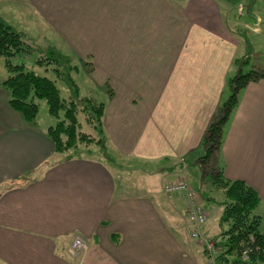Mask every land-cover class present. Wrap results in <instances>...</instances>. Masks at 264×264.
Segmentation results:
<instances>
[{
    "label": "crops",
    "instance_id": "1",
    "mask_svg": "<svg viewBox=\"0 0 264 264\" xmlns=\"http://www.w3.org/2000/svg\"><path fill=\"white\" fill-rule=\"evenodd\" d=\"M219 1L27 0L37 24L48 27L41 34H57L92 63L93 83L111 88L103 126L112 153L131 161L116 170L97 154L55 152L44 133L53 123L31 126L0 89L1 264H207L182 195H158L145 180L160 173L152 179L190 184L184 163L198 162L205 129L229 96L233 61L250 43L239 15L232 23L233 0ZM256 3L244 9L251 13ZM250 49L264 72V35ZM214 153L212 168L257 191L263 218L264 78L237 94ZM193 174L208 214L203 229L214 237L221 207L208 193L219 188L203 181L199 167ZM76 237L87 244L80 257L68 251Z\"/></svg>",
    "mask_w": 264,
    "mask_h": 264
},
{
    "label": "trees",
    "instance_id": "2",
    "mask_svg": "<svg viewBox=\"0 0 264 264\" xmlns=\"http://www.w3.org/2000/svg\"><path fill=\"white\" fill-rule=\"evenodd\" d=\"M23 45V34L0 20V55L18 54L24 49ZM63 53L58 49H48L44 57V60L54 65L56 79L28 70L22 62L18 64L8 62L7 66L12 73L1 82L7 92L8 105L18 112L25 122L36 127L40 110L38 100L44 99L48 114L55 119L44 133L54 143L55 152L65 153L73 147H80L79 144L94 142L99 147L102 157H107L109 151L113 153L103 126V115L106 107L105 98L112 95L111 88L106 86L100 90V87L93 83L91 62L82 61L72 51ZM67 55L74 57V60L77 59L78 64L72 62L73 59ZM250 56L252 54L248 44L246 53L234 59L236 73L226 80L229 96L220 103L207 125L200 144L203 154L198 158V162L196 161L202 176L205 172L208 173L212 177L213 185L223 192V200L217 203L221 207L219 234L212 237L205 232L215 241L218 248L216 260L219 264L264 263V224L261 216L255 211L261 201L259 194L244 180L225 179L219 168H212V171L204 165L209 155L220 148L223 128L236 105L237 94L248 83L264 78V72L251 63ZM76 66L90 67L85 72L89 74V84L86 85L94 87L92 93L83 92L81 86L79 88L74 83L70 73ZM60 68H63V72L59 71ZM57 78L69 91L68 96L61 95L56 85ZM105 157L103 159L109 164ZM244 248L250 250L247 259L241 254Z\"/></svg>",
    "mask_w": 264,
    "mask_h": 264
},
{
    "label": "rangeland",
    "instance_id": "3",
    "mask_svg": "<svg viewBox=\"0 0 264 264\" xmlns=\"http://www.w3.org/2000/svg\"><path fill=\"white\" fill-rule=\"evenodd\" d=\"M251 1L252 0H236V1L233 0L232 2L228 3V5L231 6V12L230 11L229 12H230L231 19L233 21L232 23H235V22L238 23V19L236 15H239L238 17L240 21L239 23H243V28L246 30V33L244 36L245 40L247 43H250V45L251 43L254 44L255 42L261 40L264 35V0H260V1L257 0V3L254 4L253 8H251L253 10L250 13L249 11H247V9H244L243 4H246L247 8H250L251 6H249V3H251ZM219 3L220 5H224V6L227 5L222 0L219 1ZM239 4H242L241 7L243 8V10H241V8L239 9ZM256 5H259V6H256ZM260 9L262 11L258 12L257 10H260ZM0 20L5 21L7 24L12 26L16 31L21 32L24 38V45H23L24 49H22L21 52H19L18 54L14 53L11 56L0 55V89L5 91L4 87L1 85V82L6 80L12 73L7 66L8 62H10L11 64H15V63L18 64L22 62V64H24L28 70H32L39 75L47 76L51 79H56V72L54 71L55 69H53L54 65L44 60V57L46 56L48 49H58L60 50V52L62 51V53L70 52V50L67 49V46L62 41L61 42L55 41L57 38V34H51V35L41 34L42 32H46L48 30V27L44 23L43 25L37 24L38 19L34 15L33 10L29 6L27 0H0ZM239 31L242 32L241 29H239ZM52 41L55 42V45L51 44ZM247 49H248V46L246 50ZM73 58L71 57V59ZM72 62H75L76 64H78L77 59L75 60L73 59ZM87 68H90V67L76 66L73 68L70 75L73 78L76 86L77 87L79 86V88L81 86V89L83 92L86 91V92L92 93L94 90V87L93 86L89 87L88 85H86V84H89V78H88L89 74L86 73ZM62 70L63 68L59 69L60 72ZM94 70L95 68L93 67L91 71V75L94 74ZM57 79L58 80L56 81V85L59 87L61 95L68 96L69 91L66 90V87L60 81V79L59 78ZM38 103L40 104V110L37 115V120H39L38 124L43 126V125H49L51 123H54L55 119L47 112L45 100L39 99ZM88 130L90 131V129ZM79 145L81 146L80 147L76 146V147L69 149L68 151L64 153V155L66 156L77 155L79 154L80 151L81 152L84 151V153H88L89 155L97 154V156H103L102 154H100L99 147L94 142H87L86 144H79ZM79 149H82V150H79ZM201 153L203 154V152ZM105 158L109 160V164H111L116 170H120V168L126 164V161H131L127 159L126 157L115 155L114 153L111 154L110 151L107 153V157ZM209 158L210 160L207 163H204L207 169L214 167L213 164L215 161V153H211ZM193 162L194 161L188 162V163L186 162L184 164L185 166L188 165L187 167H189V170L192 173V175L190 176V179H188L190 180L189 181L190 184L192 185L193 188L198 189V182L200 180V174L195 175L193 173L197 172L199 164L196 161H195V164H193ZM158 164L159 163L151 164V167L153 168L157 166ZM138 165L140 167L142 166V164H138ZM161 165L165 166L167 164L165 162H162ZM131 166H135V164L133 163ZM143 167L145 168L146 166L143 165ZM146 169H148V167H146ZM133 173H135L136 176L138 175V172H133ZM150 176H152L151 180L148 179L147 177L145 181L148 183L151 182V184L156 185V189H153V190H156V193L160 195L158 191L160 190L162 191V186L165 183L164 180L161 177L157 179H152L154 176H160V173L150 174ZM202 179L203 181L205 180V182L213 184L212 177L206 172L204 173V176H202ZM204 187L205 188H203V190L205 191L209 190L208 188H210V187H207V184ZM219 189L213 190L211 191V193H208V194L212 196L214 200L221 202L223 200V192ZM262 217H263L262 223L264 224V215H262ZM259 264H264V263H259Z\"/></svg>",
    "mask_w": 264,
    "mask_h": 264
},
{
    "label": "built area",
    "instance_id": "4",
    "mask_svg": "<svg viewBox=\"0 0 264 264\" xmlns=\"http://www.w3.org/2000/svg\"><path fill=\"white\" fill-rule=\"evenodd\" d=\"M162 191L165 195L180 193L184 199V212L186 219L190 225V234L197 243L201 246L206 257L207 264H219L216 260L218 248L215 241L208 236L203 226L207 221L208 214L206 212L203 197L200 191L193 188L185 180L168 181L163 184ZM87 244L82 238L76 237L73 239L69 253L74 256H79L86 250ZM249 249L242 250V257L248 258Z\"/></svg>",
    "mask_w": 264,
    "mask_h": 264
}]
</instances>
